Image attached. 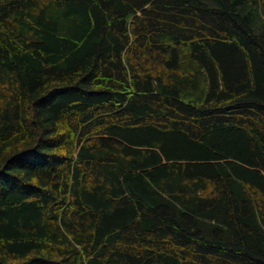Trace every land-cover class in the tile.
Listing matches in <instances>:
<instances>
[{"label": "trees", "instance_id": "obj_1", "mask_svg": "<svg viewBox=\"0 0 264 264\" xmlns=\"http://www.w3.org/2000/svg\"><path fill=\"white\" fill-rule=\"evenodd\" d=\"M0 264H264V0H0Z\"/></svg>", "mask_w": 264, "mask_h": 264}]
</instances>
